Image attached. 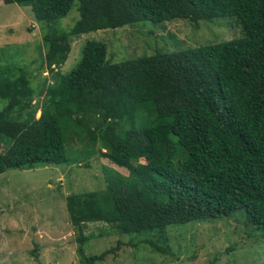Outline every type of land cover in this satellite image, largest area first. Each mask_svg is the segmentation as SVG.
Instances as JSON below:
<instances>
[{"label":"trees","instance_id":"obj_1","mask_svg":"<svg viewBox=\"0 0 264 264\" xmlns=\"http://www.w3.org/2000/svg\"><path fill=\"white\" fill-rule=\"evenodd\" d=\"M74 1L79 18L64 29L58 21ZM3 2L31 6L52 81L38 102L30 71L0 68V173L68 163L71 140L82 159L95 153L106 161L105 187L66 197L79 251L95 236L83 228L97 221L146 234L143 243L165 251L168 225L239 212L242 226L264 239V0ZM221 16L236 19L239 37L120 61L105 40L89 39L78 65L60 71L73 36L141 20Z\"/></svg>","mask_w":264,"mask_h":264},{"label":"rangeland","instance_id":"obj_2","mask_svg":"<svg viewBox=\"0 0 264 264\" xmlns=\"http://www.w3.org/2000/svg\"><path fill=\"white\" fill-rule=\"evenodd\" d=\"M77 5L74 1L59 19L60 27L68 29L77 21ZM240 29L234 17L221 16L199 21L141 20L116 29L89 31L72 37L60 71L67 74L78 65L89 39L105 40L108 55L120 61L226 41L239 37ZM45 48L31 6L0 0V68L17 65L30 71L38 102L44 98L47 82L52 81L44 66ZM3 106L0 100V109ZM66 148L68 163L9 168L0 173V264H264V239L258 230L242 226L239 212L230 219L168 225L166 242L161 245L165 251L143 243L146 234L121 233L106 222H88L83 231L95 236L79 251L66 197L71 192L105 187L107 168L106 161L102 163L95 153L82 159L85 155L76 140ZM122 171L128 174V170ZM108 249L104 259L88 263L87 257Z\"/></svg>","mask_w":264,"mask_h":264}]
</instances>
